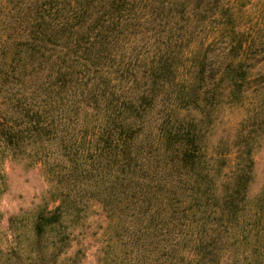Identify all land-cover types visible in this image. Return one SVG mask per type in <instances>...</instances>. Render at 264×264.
I'll return each mask as SVG.
<instances>
[{
	"label": "trees",
	"instance_id": "16d2710c",
	"mask_svg": "<svg viewBox=\"0 0 264 264\" xmlns=\"http://www.w3.org/2000/svg\"><path fill=\"white\" fill-rule=\"evenodd\" d=\"M261 141L264 0H0V155L57 202L0 264H66L92 200L101 264H264Z\"/></svg>",
	"mask_w": 264,
	"mask_h": 264
},
{
	"label": "rangeland",
	"instance_id": "374dc122",
	"mask_svg": "<svg viewBox=\"0 0 264 264\" xmlns=\"http://www.w3.org/2000/svg\"><path fill=\"white\" fill-rule=\"evenodd\" d=\"M238 119L237 112L225 115L226 122L231 124H236ZM222 130L221 127L219 130L215 129L213 139L218 137ZM252 159V180L248 186L250 199L255 198L264 189V141L254 148ZM51 186L38 162L26 158H12L7 154L0 155V249L2 251L12 247L10 223L12 219L23 216L26 219V222H23V233L29 234L33 214L39 209L52 210L57 205V202L49 200ZM84 213V218L73 233L70 247L61 257L66 264H72V261H75V264H101L103 254L108 252L110 256L112 244L115 246L114 241L108 242L106 229L109 220L100 202L92 200L87 209H84ZM18 222L13 224H19Z\"/></svg>",
	"mask_w": 264,
	"mask_h": 264
}]
</instances>
